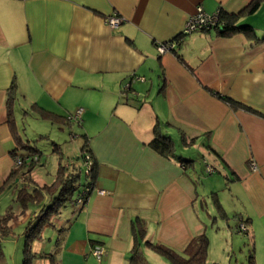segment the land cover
<instances>
[{
    "label": "crops",
    "instance_id": "1",
    "mask_svg": "<svg viewBox=\"0 0 264 264\" xmlns=\"http://www.w3.org/2000/svg\"><path fill=\"white\" fill-rule=\"evenodd\" d=\"M249 2L0 0V189L17 140L9 121L26 106L53 123L76 125L96 167L86 202L63 223L60 264H133L134 248L155 252L147 241L186 255L192 237L216 235L203 217L208 203L199 199L197 179L211 173L206 165L231 179L229 196L211 193L224 216L230 207L245 219L246 258L252 253L264 264V115L219 97L264 112V40L214 29L181 33L198 6L238 12ZM113 13L122 21L112 27L106 17ZM238 23L264 37V0ZM171 39L174 50L158 53L156 44ZM156 125L172 140V155L150 143ZM95 244L104 248L99 260Z\"/></svg>",
    "mask_w": 264,
    "mask_h": 264
},
{
    "label": "trees",
    "instance_id": "2",
    "mask_svg": "<svg viewBox=\"0 0 264 264\" xmlns=\"http://www.w3.org/2000/svg\"><path fill=\"white\" fill-rule=\"evenodd\" d=\"M259 3L260 0H250V2L238 12H227L218 8L219 19L222 21V24L212 28L201 29L200 31H210L211 29H214L217 34L223 36L231 35L235 32H243L254 41L264 40V37H259L256 34L252 25L238 23V18L241 14L253 12L258 7ZM181 33L184 34L183 32ZM13 85L14 82L10 88L13 87ZM219 97L233 107H241L253 113L264 115V112L259 111L256 107L250 106L242 101L225 95H219ZM9 100L10 97L7 98V104H9ZM9 124L12 129H15L14 132L17 139L15 148L11 150L12 157L14 158L16 155H20L21 161L17 167L11 168L9 177L5 180L4 185H1L2 188L0 189V196L4 194L6 190H8L7 193L16 190L14 192L17 193V199H19L21 205H23L22 210H17V213L20 214L25 213V208L33 205L31 213L27 216V219H29L27 223H30L31 221L32 224L28 227L26 226L25 229L26 241L23 250L22 264H33L34 258L47 259L49 264H60L57 252L60 249L62 240L64 239L65 229L68 227L63 225L64 221L60 224L57 223L55 226L53 219L58 216L61 207L66 205L68 202H70L73 206L77 204H84L93 188L96 176V167L91 149L88 146V137L85 135L83 136L84 141L81 144L79 153V159L82 162V157H85V153L88 154L91 161L90 169L86 171L84 168L83 170V181L81 180L82 171L80 169V165L73 166L72 168H64L60 164V167L57 169V173L55 175V180L49 186L41 185L40 188L36 185V182H34V184L27 180L30 176L31 170L40 162V155L37 154V150L35 148L19 137L14 121L10 120ZM150 143L164 154L172 155L174 152L172 140L169 136L160 133L157 125L154 129V136ZM182 161L187 163L190 162L187 159ZM16 177H19V180L15 181ZM79 197L81 199L80 202L77 201ZM211 198L216 209L220 211L221 216L225 217L223 207L215 192L211 193ZM3 217L0 214V233L5 234L10 231V226L9 224H6V222L14 217L10 216L8 221H6V218ZM59 219L62 218L58 217L57 220ZM45 227H53L56 230V238L52 249L50 251H35L32 248L33 242L35 240H42V231ZM235 228L237 230V225ZM146 243L157 254L164 256L170 264H207L206 257L209 238L204 232L191 238L184 250L186 255H182L162 243H150L148 241ZM134 249L135 250H133L131 254L130 261L133 264H146L141 254L136 251V248ZM247 260L248 264H257L252 253L248 255Z\"/></svg>",
    "mask_w": 264,
    "mask_h": 264
},
{
    "label": "rangeland",
    "instance_id": "3",
    "mask_svg": "<svg viewBox=\"0 0 264 264\" xmlns=\"http://www.w3.org/2000/svg\"><path fill=\"white\" fill-rule=\"evenodd\" d=\"M25 108L28 112L17 114L18 117L14 124L19 137L23 141L28 142L40 155V162L31 170L27 180L30 183L36 182V185L40 188L41 185L49 186L55 180L57 169L61 164L64 168L80 165L82 171L81 180L83 181L84 167L83 162L79 159V153L80 146L84 140L78 127L74 125L69 128L68 125L53 123L51 118L38 116L37 113L32 114L30 112L32 111L31 106H26ZM73 133L77 135L75 136L76 138H72ZM198 159L202 161L203 158L199 155ZM197 163H199L198 160ZM212 172L204 174L197 179L200 188L199 199L205 198L208 203L207 208H204L205 214H203V217L209 222L213 233H217L213 237H209L206 262L207 264H247L246 246L243 242L246 233H239L235 228L236 225L238 226L237 222H239L240 217L234 214L235 211H230V207L226 209L227 217L221 216L211 198V190L218 191L220 195L229 196L227 185L231 179L228 176L218 178L216 176L218 174ZM212 182H217L218 185H215L214 188L203 190L204 186ZM220 187L221 189L217 190ZM14 191L0 196L1 216H4L6 221L10 219V216L14 217L8 222L5 221L6 224H9L10 231L5 234L0 233V264H22L26 241L25 229L26 226L28 227L32 224L31 221L27 223L29 220L27 216L31 213L33 205L25 208V213H17L18 209L22 210L23 205L17 199V193ZM199 201L202 202L201 200ZM228 206L231 205L228 203ZM74 211L75 207L70 202L66 203V205L61 207L58 216L56 215L57 217L53 219L54 225H57L58 217L62 218L66 224ZM207 230H210L209 226ZM55 234L56 230L53 227H45L42 231V240L33 242V250L37 248L35 245L42 244L44 246L48 245V251H50L56 238ZM141 252L146 264H170L164 256L149 249L143 248ZM44 261V258H34L33 264H44Z\"/></svg>",
    "mask_w": 264,
    "mask_h": 264
},
{
    "label": "built area",
    "instance_id": "4",
    "mask_svg": "<svg viewBox=\"0 0 264 264\" xmlns=\"http://www.w3.org/2000/svg\"><path fill=\"white\" fill-rule=\"evenodd\" d=\"M106 21L109 23L110 26L113 27V26L118 25L122 21V17H120V15H118L117 13H113L110 16L106 17ZM221 24H222V21H220L219 19L218 9H216L213 12H207L203 10L201 6H198L196 10L194 11V13H192L188 17L182 29V32L184 34H188V33H191L197 30L212 28V27H215ZM174 46H175V41L171 39L168 41L158 42L156 44V49L158 53L161 54V53H164L166 51L173 49ZM77 114L75 115V118H77ZM20 161H21V156L16 155L12 159V168L17 167ZM249 164L252 170L256 169V163L254 161L250 160ZM83 165L86 171H88L91 167L90 157L86 153H85V157H83ZM205 171L212 172L213 168L210 165H206ZM103 192H104L103 190L101 189L99 190V193H103ZM80 200L81 199L79 197L77 201L80 202ZM247 230H248L247 224L245 223L243 219L240 218L238 222V226H237V232L242 233V232H246ZM92 253L95 256V258L99 260L101 258V255L104 253V248L101 245L95 244L92 247Z\"/></svg>",
    "mask_w": 264,
    "mask_h": 264
}]
</instances>
